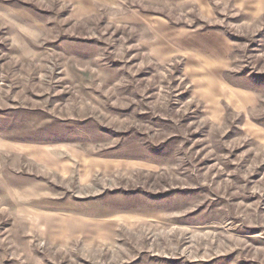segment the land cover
<instances>
[{
	"label": "rangeland",
	"instance_id": "374dc122",
	"mask_svg": "<svg viewBox=\"0 0 264 264\" xmlns=\"http://www.w3.org/2000/svg\"><path fill=\"white\" fill-rule=\"evenodd\" d=\"M0 264H264V0H0Z\"/></svg>",
	"mask_w": 264,
	"mask_h": 264
}]
</instances>
